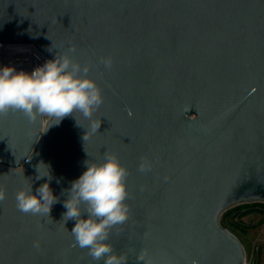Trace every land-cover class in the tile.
<instances>
[{
    "label": "water",
    "instance_id": "obj_1",
    "mask_svg": "<svg viewBox=\"0 0 264 264\" xmlns=\"http://www.w3.org/2000/svg\"><path fill=\"white\" fill-rule=\"evenodd\" d=\"M0 43L50 60L74 47L103 96L91 120L0 116V264H104L73 246L63 213L106 154L129 173L128 220L108 240L126 264H247L221 219L264 204V0H0ZM46 182L49 217L18 211L17 192Z\"/></svg>",
    "mask_w": 264,
    "mask_h": 264
},
{
    "label": "clouds",
    "instance_id": "obj_2",
    "mask_svg": "<svg viewBox=\"0 0 264 264\" xmlns=\"http://www.w3.org/2000/svg\"><path fill=\"white\" fill-rule=\"evenodd\" d=\"M74 52L75 48L72 47L31 73L17 71L13 66L0 67V116L9 111H19L29 121L46 115L54 118V123H59L64 117L79 112L91 120L93 113L103 103L102 91L88 77L89 66L82 67L73 58L71 53ZM100 62L106 68H111V57H102ZM100 124L92 121L83 140L88 139L89 131L96 132ZM41 164L36 166V179L47 176L51 180L49 170L48 175H40ZM150 168L151 165L142 159L138 171L146 172ZM128 174L126 167L114 154H106L104 161L99 164L87 162L86 171L72 182L69 198L64 201L67 211L63 213V221H76L71 231L73 246L87 249L94 261L126 264L127 255L116 254L108 240L111 230L128 220L129 208L125 204ZM5 196L4 189L0 188V202ZM56 202L57 197L47 182L37 188L36 194H33L32 186L16 194V207L25 214L49 217L51 207ZM84 211L88 214L87 219L82 218ZM34 247L39 248L38 241L34 242ZM138 259L143 260V255H138Z\"/></svg>",
    "mask_w": 264,
    "mask_h": 264
},
{
    "label": "rangeland",
    "instance_id": "obj_3",
    "mask_svg": "<svg viewBox=\"0 0 264 264\" xmlns=\"http://www.w3.org/2000/svg\"><path fill=\"white\" fill-rule=\"evenodd\" d=\"M235 208L221 221L243 243L247 264H264V204Z\"/></svg>",
    "mask_w": 264,
    "mask_h": 264
},
{
    "label": "built area",
    "instance_id": "obj_4",
    "mask_svg": "<svg viewBox=\"0 0 264 264\" xmlns=\"http://www.w3.org/2000/svg\"><path fill=\"white\" fill-rule=\"evenodd\" d=\"M48 60L50 59L33 44L0 43V67L13 66L17 71L31 73Z\"/></svg>",
    "mask_w": 264,
    "mask_h": 264
},
{
    "label": "trees",
    "instance_id": "obj_5",
    "mask_svg": "<svg viewBox=\"0 0 264 264\" xmlns=\"http://www.w3.org/2000/svg\"><path fill=\"white\" fill-rule=\"evenodd\" d=\"M251 206H253V205H251ZM237 208V207H236ZM235 208V209H236ZM231 211H227L224 215H223V217L225 218V217H227V215L230 213ZM224 220L225 219H223L222 221H221V223H222V225L225 227V222H224Z\"/></svg>",
    "mask_w": 264,
    "mask_h": 264
}]
</instances>
